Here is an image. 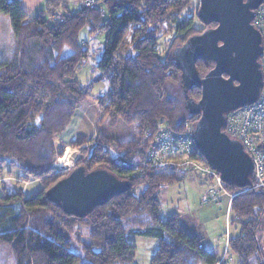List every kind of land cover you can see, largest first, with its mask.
Masks as SVG:
<instances>
[{
    "label": "trees",
    "instance_id": "trees-1",
    "mask_svg": "<svg viewBox=\"0 0 264 264\" xmlns=\"http://www.w3.org/2000/svg\"><path fill=\"white\" fill-rule=\"evenodd\" d=\"M193 1L96 0L70 12L66 0H45L43 9L30 15L21 0H0V14L9 18L14 38L10 57L0 59V164L6 159L17 165V185L32 181L40 185L28 195L18 187L0 196V264H136V246L128 235L158 240L150 264L219 262L202 238L185 229L177 213L162 218L157 194L181 183L188 169L148 161L149 146L163 129L182 133L186 122L198 119L184 95L181 104L169 91L177 85L182 90L174 50L200 32L193 19L185 17ZM198 12L199 3L195 16L201 21ZM84 27L91 36H104L97 74L87 86L75 76L89 55L79 40ZM172 33L179 35L177 44L163 58L158 38ZM195 66L204 73L201 62ZM97 82H106V89L92 95V83ZM187 95L196 102L200 90L192 86ZM86 101L96 103L110 126L134 128L136 139L97 133L94 138L76 135L70 142V147L81 148L75 167L103 168L129 185L104 205L76 217L66 214L46 192L68 174L54 166L64 151L55 138ZM192 141L191 157L206 163ZM223 188L233 195L229 209L233 233L226 254L234 260L227 264H264L259 242L264 189L252 188V178L247 187L223 181ZM80 228L87 230L86 240L76 232ZM74 233L78 252L71 248Z\"/></svg>",
    "mask_w": 264,
    "mask_h": 264
},
{
    "label": "water",
    "instance_id": "water-1",
    "mask_svg": "<svg viewBox=\"0 0 264 264\" xmlns=\"http://www.w3.org/2000/svg\"><path fill=\"white\" fill-rule=\"evenodd\" d=\"M198 3L200 20L215 26L193 35L174 50L185 104L198 114L192 126V139L222 181L247 187L251 184V159L242 144L226 133L225 119L228 112L254 103L260 95L262 37L252 20L254 10L263 0H198ZM197 60L209 69L200 73L195 66ZM192 86L200 90L196 102L187 95ZM128 188V182L106 169L86 171L78 166L49 188L46 196L66 214L82 217Z\"/></svg>",
    "mask_w": 264,
    "mask_h": 264
},
{
    "label": "rangeland",
    "instance_id": "rangeland-1",
    "mask_svg": "<svg viewBox=\"0 0 264 264\" xmlns=\"http://www.w3.org/2000/svg\"><path fill=\"white\" fill-rule=\"evenodd\" d=\"M86 1V0H85ZM86 4V2H85ZM88 5V4H87ZM197 0H194L189 10L185 13V17H191L193 19V27L197 29H202V25L200 21L196 19V9H197ZM70 12L72 10V6L69 7ZM179 38L177 33H172L170 35L160 34L158 38V52L161 57L164 58L167 54L173 51L176 44L175 40ZM79 40L89 49V55L86 60H83L76 71V79L83 85L87 86L92 80L95 78L97 71H96V62L99 59L102 49H103V42L104 36L102 34L93 35L91 36L88 33V27H84L81 29L79 34ZM14 48V38L13 33L10 27L9 18L5 15L0 14V59L7 60L12 53ZM200 71H205L201 70ZM105 91V84L103 82L92 83L91 87V94L98 95ZM169 91L171 94L177 98L180 103L183 102V92L181 88L177 85L176 87L170 86ZM92 103L90 101H86ZM95 104V117H94V126L97 133L106 134L115 138H119L122 140L128 139H136L134 128L128 127L122 123H119L117 126L112 127L109 125V120L107 118L102 119L100 111L98 110L96 103ZM82 105V104H81ZM80 105V106H81ZM79 106V107H80ZM78 107V108H79ZM182 116L186 117V113L183 111ZM71 124V123H70ZM193 123L186 122L184 132L187 130L192 129ZM68 128L65 129V133L63 136H67ZM70 130V129H69ZM97 133L93 136L85 137H95ZM75 138V136H74ZM73 138V139H74ZM56 139V138H55ZM72 139V140H73ZM70 140V142L72 141ZM70 142L67 144L59 143V145L64 146L63 155L64 156L66 149H69L67 152V158L64 163H59V158H57L54 162V166L57 169V172L63 173L68 172L75 168V163L77 159L81 155V148L76 147L72 148L69 146ZM114 151H112L113 153ZM60 157V158H61ZM180 160V159H179ZM178 160V161H179ZM171 162H177V158L171 159ZM168 164V163H167ZM60 166V167H59ZM19 169L15 163H11L9 160H6L0 164V196L3 194L4 190H8L9 192L16 191L20 187L22 191L28 195L32 191H37L40 188L38 181H32L28 184L20 183L17 185L15 182L17 181L19 175ZM191 174V173H190ZM190 175H188L189 177ZM187 183L175 184V185H168L165 186L164 189L160 190L157 194V197L160 201L161 206V215L162 218H166L173 212H178L179 215L185 216L186 213L190 211H199V207L201 205L200 199L201 195L205 193L207 190L208 184L204 186H198L201 190H194V192L189 187V179H187ZM26 183V182H25ZM198 220L201 221L204 219V223L200 224L201 229H204L203 236H204V246L211 249L213 252H216L219 257L225 256L223 259L224 262H228L229 259H233V256L224 255V237L226 232V214L225 213H214L210 214L208 217L207 215L202 214L201 212L198 213ZM200 229V228H199ZM229 229V228H228ZM231 230V231H230ZM235 231V230H234ZM76 232L80 233V238L86 240V233L87 230H83L82 228L77 229ZM229 233H233V228L229 229ZM77 236L74 233L72 236V250L78 252L79 246L77 244ZM127 240L131 243H134L136 246V257L135 262L136 264H150V258L153 254L154 250L157 247L158 240L154 237H142V236H135V235H128ZM260 247L263 252L264 258V225L262 226V232L259 236Z\"/></svg>",
    "mask_w": 264,
    "mask_h": 264
},
{
    "label": "built area",
    "instance_id": "built-area-1",
    "mask_svg": "<svg viewBox=\"0 0 264 264\" xmlns=\"http://www.w3.org/2000/svg\"><path fill=\"white\" fill-rule=\"evenodd\" d=\"M85 2L88 5L94 4L93 0ZM252 24L262 37V55L260 57L263 74L262 88L257 101L226 114L225 131L231 138L242 144L244 152L251 159L252 188L264 189V3L254 10ZM193 153L192 129L185 133H172L163 129L149 146L148 161L153 165L175 164L190 169L200 179L210 178L212 181L201 197V201L206 203L215 199L218 194L225 193L223 181L219 174L206 163L193 159L191 157ZM172 157H176L177 162H171L169 159ZM228 240L229 232L227 230L224 237V255ZM224 258L225 256L219 260V264H227L224 262Z\"/></svg>",
    "mask_w": 264,
    "mask_h": 264
},
{
    "label": "crops",
    "instance_id": "crops-1",
    "mask_svg": "<svg viewBox=\"0 0 264 264\" xmlns=\"http://www.w3.org/2000/svg\"><path fill=\"white\" fill-rule=\"evenodd\" d=\"M93 1L95 2L96 0H93ZM44 2H45V0H21V5H22L23 9L28 14L33 15V14L37 13L39 10L43 9ZM82 4H85V0H66V5H67L66 7L68 8V11H70V9H69L70 5L72 6V10L76 11ZM105 89H106V87H105ZM94 106H95L94 103L84 102V103H82V105L79 108L76 109V111L74 112V115L72 117V120L70 122L71 124H69L67 126V127H69L68 128L69 134L66 137L63 136L65 132L58 135L55 139V144L57 146L59 145L60 142L63 144H67L76 135L93 136L97 133L95 126H94V117L96 114V111H95L96 108ZM93 111L95 112V114ZM68 150L69 149H66V151H68ZM66 151H65V153H66ZM185 169H187V168H185ZM188 175H190V176L188 177ZM187 179H189V187L191 188V190L193 192H194V190H198V191L201 190L200 188H197V185L201 187V186L208 184V183H205L206 181L203 182V179H200L190 169H188V173H187L185 179L181 183H187L188 184V182H186ZM29 183H31V182H29ZM181 183H179V184H181ZM25 184H28V183H24V185ZM230 195L231 194H229L228 192L225 191V193L218 194V196L215 199H213L209 202H206V203H203L200 199L201 205L199 207L198 212H196V211L191 212L190 211L189 213H186L185 216L179 215L178 212H175V213H177L180 216V220H181L182 224L184 225L185 229L190 234H193V235H196L197 237L202 238V241L204 242V236L202 235L204 232V229H201V227H200V224L204 223L203 222L204 219L199 221L198 220V218H199L198 213L201 212L202 214L207 215V217L210 214H214V213H216V214L225 213L226 219H227L226 220V231L227 230L229 231V229H228L229 228V209H230V201L232 199V197H230ZM202 196H203V194L201 195V197ZM203 245H204V243H203ZM207 249H209V248H207ZM209 250L211 252H213L211 249H209ZM224 251H225V246H224ZM213 253H215L217 255L216 252H213ZM222 257L218 256V259H221ZM217 264H219V262Z\"/></svg>",
    "mask_w": 264,
    "mask_h": 264
},
{
    "label": "flooded vegetation",
    "instance_id": "flooded-vegetation-1",
    "mask_svg": "<svg viewBox=\"0 0 264 264\" xmlns=\"http://www.w3.org/2000/svg\"><path fill=\"white\" fill-rule=\"evenodd\" d=\"M200 23L202 25V29L201 28L198 29L200 32L203 31V30H205L208 27H214L215 26L214 23H205L203 21H200ZM198 61L201 62L205 66V71L204 72H206L209 69V67L206 66L205 63L203 61H201V60H197L195 63H197Z\"/></svg>",
    "mask_w": 264,
    "mask_h": 264
},
{
    "label": "bare ground",
    "instance_id": "bare-ground-1",
    "mask_svg": "<svg viewBox=\"0 0 264 264\" xmlns=\"http://www.w3.org/2000/svg\"><path fill=\"white\" fill-rule=\"evenodd\" d=\"M66 158H67V152L64 154L63 157L59 158V163H64L66 161Z\"/></svg>",
    "mask_w": 264,
    "mask_h": 264
},
{
    "label": "clouds",
    "instance_id": "clouds-1",
    "mask_svg": "<svg viewBox=\"0 0 264 264\" xmlns=\"http://www.w3.org/2000/svg\"><path fill=\"white\" fill-rule=\"evenodd\" d=\"M105 86H106V82H105Z\"/></svg>",
    "mask_w": 264,
    "mask_h": 264
}]
</instances>
